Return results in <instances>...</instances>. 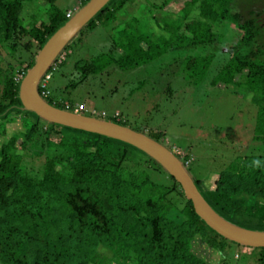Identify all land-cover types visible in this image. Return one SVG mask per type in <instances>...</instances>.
<instances>
[{
    "label": "trees",
    "instance_id": "16d2710c",
    "mask_svg": "<svg viewBox=\"0 0 264 264\" xmlns=\"http://www.w3.org/2000/svg\"><path fill=\"white\" fill-rule=\"evenodd\" d=\"M24 1L0 0V50L13 60L2 66L0 52V264H210L206 253L222 256L232 245L250 250L239 255L244 264H264V248L238 245L210 229L181 186L142 151L48 123L21 108L22 77L72 11L62 12L48 0L47 21L26 26ZM87 1L79 0V7ZM134 1H109L83 27L114 24L115 34L108 53L75 61L81 77L66 88L109 66L131 69L172 50L188 49L182 64L188 79L198 82L212 71L215 85L244 86L259 107L257 132L264 139L263 5L253 0H185L182 16L172 18L162 10L173 0H146L141 9L153 13L151 24L148 16L128 9ZM226 30H232L230 37ZM62 53L49 73L61 65ZM49 95L44 99L59 107ZM16 117L23 129L8 134L5 126ZM182 161L190 164L187 154ZM215 168L208 172L217 176L213 188L193 178L207 202L234 224L264 230V153L236 157ZM154 171L167 181L155 179ZM217 264L229 262L220 257Z\"/></svg>",
    "mask_w": 264,
    "mask_h": 264
},
{
    "label": "rangeland",
    "instance_id": "374dc122",
    "mask_svg": "<svg viewBox=\"0 0 264 264\" xmlns=\"http://www.w3.org/2000/svg\"><path fill=\"white\" fill-rule=\"evenodd\" d=\"M145 1L135 0L128 9L140 11L153 24V13L147 8L141 9ZM184 1L173 0L164 6L162 12L172 18L180 17ZM253 1L264 7V0ZM54 3L62 12L66 9L74 12L83 6L79 7V0H54ZM243 6L241 9L246 10ZM48 7V0H25L22 10L24 25L47 21ZM113 25L86 27L62 53L58 60L61 65L50 70L52 76L47 81L49 98L59 101L57 106L63 104L71 111L86 115H91L90 111L94 110V115L104 112L105 116L100 118L144 132L170 150L182 156L187 154L190 175L194 179H203L207 189L213 188L217 178L215 174L208 175L211 170H216V166L219 168L236 157L264 153L263 135L257 132L259 107L246 88L222 82L215 85L212 83L215 74L212 71L198 82L189 80L182 67L183 59L189 54L188 49L172 50L131 69L109 66L88 76L73 89H67L66 86L81 77L74 67L76 60H90L101 53H108L111 36L115 34ZM231 35L232 30H226V36ZM228 48L222 47L223 50ZM0 52L5 57L2 66L13 61L4 48ZM2 116L0 114V123ZM5 127L8 134L23 129L18 118ZM70 134L68 132L64 137L67 139ZM164 176L162 172H153V177L159 181H167ZM177 205L182 206L180 200ZM242 252L250 250L232 245L228 254L206 253L205 259L210 264L220 262V257L227 258L229 264H244L242 259H238Z\"/></svg>",
    "mask_w": 264,
    "mask_h": 264
},
{
    "label": "water",
    "instance_id": "95a60500",
    "mask_svg": "<svg viewBox=\"0 0 264 264\" xmlns=\"http://www.w3.org/2000/svg\"><path fill=\"white\" fill-rule=\"evenodd\" d=\"M109 1L111 0H88L48 38L36 54L34 64L20 81L21 108L48 123L105 136L142 151L181 186L186 198L192 202L195 213L210 229L238 245L264 248V230L245 228L222 217L204 198L182 159L168 147L144 132L135 131L117 122L56 107L40 95L39 84L44 75L65 47Z\"/></svg>",
    "mask_w": 264,
    "mask_h": 264
},
{
    "label": "built area",
    "instance_id": "2783aa9c",
    "mask_svg": "<svg viewBox=\"0 0 264 264\" xmlns=\"http://www.w3.org/2000/svg\"><path fill=\"white\" fill-rule=\"evenodd\" d=\"M74 12L73 11H68L66 13V18H71L73 16ZM50 76H51V73L47 72L44 77L42 78V80L40 81V84H39V87H41L43 90L41 91L40 95L44 98V97H47L49 95V90L46 88L47 87V81L50 79ZM66 110H69V107L68 106H65ZM74 112H78V111H74ZM91 112V115L90 116H94V117H103L105 116V113L102 112L100 115L95 114V110L94 111H90ZM81 113V112H79ZM82 114H85V113H82ZM178 157H180L182 159V155H180L179 153H177L175 150H172ZM185 166H187V161L186 162H183Z\"/></svg>",
    "mask_w": 264,
    "mask_h": 264
},
{
    "label": "clouds",
    "instance_id": "9594fccd",
    "mask_svg": "<svg viewBox=\"0 0 264 264\" xmlns=\"http://www.w3.org/2000/svg\"><path fill=\"white\" fill-rule=\"evenodd\" d=\"M75 12H76V11H74V13H75ZM48 71H49V70H48ZM48 71H47V72H48ZM69 111H71V110H69ZM98 118H100V117H98ZM256 163L258 164L259 162L257 161Z\"/></svg>",
    "mask_w": 264,
    "mask_h": 264
}]
</instances>
